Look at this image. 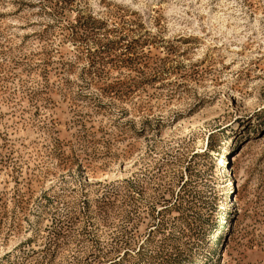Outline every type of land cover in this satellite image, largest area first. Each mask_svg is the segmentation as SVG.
Segmentation results:
<instances>
[{
    "label": "rangeland",
    "instance_id": "374dc122",
    "mask_svg": "<svg viewBox=\"0 0 264 264\" xmlns=\"http://www.w3.org/2000/svg\"><path fill=\"white\" fill-rule=\"evenodd\" d=\"M0 264H264V0H0Z\"/></svg>",
    "mask_w": 264,
    "mask_h": 264
},
{
    "label": "trees",
    "instance_id": "16d2710c",
    "mask_svg": "<svg viewBox=\"0 0 264 264\" xmlns=\"http://www.w3.org/2000/svg\"><path fill=\"white\" fill-rule=\"evenodd\" d=\"M188 182L187 180L183 183L182 187L180 189H182V194H181V198L182 199H185L186 197H189L190 195V192H188ZM183 206V205H182ZM181 208H184V207H181ZM187 208H190V207H187ZM185 209V208H184Z\"/></svg>",
    "mask_w": 264,
    "mask_h": 264
}]
</instances>
